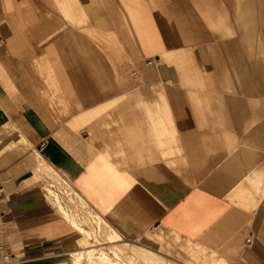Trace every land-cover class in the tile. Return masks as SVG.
Instances as JSON below:
<instances>
[{
  "label": "crops",
  "instance_id": "obj_1",
  "mask_svg": "<svg viewBox=\"0 0 264 264\" xmlns=\"http://www.w3.org/2000/svg\"><path fill=\"white\" fill-rule=\"evenodd\" d=\"M231 8L0 0V230L15 261L74 264L90 249L46 196L42 164L104 223L89 226L93 249L112 251L114 234L164 264H264V40L258 21L254 39L230 37ZM129 45L145 59L135 85L117 64Z\"/></svg>",
  "mask_w": 264,
  "mask_h": 264
},
{
  "label": "bare ground",
  "instance_id": "obj_2",
  "mask_svg": "<svg viewBox=\"0 0 264 264\" xmlns=\"http://www.w3.org/2000/svg\"><path fill=\"white\" fill-rule=\"evenodd\" d=\"M39 171L40 173L43 172L49 177H51L53 173L50 167H46L42 164H40ZM57 182L58 185H61L62 183V181L60 180H58ZM45 194L49 199L55 201L60 214L77 231H79L80 234L84 235L87 238V242L83 243L84 247H87L88 244L91 243H99L95 233L89 228V226L92 222L95 223V230L99 232L101 230V225L103 222L97 219V217L86 208L84 202L78 197L75 192L71 191V193H68L67 202L60 195L59 190H56V187L54 185L47 187ZM67 203L77 205L78 209L75 208V210H78L79 212H71ZM80 212H82L85 217H83L84 215L82 216ZM110 240L113 242L112 251H106L102 249L96 250L93 248H85V250L82 251L76 250L73 255L74 264H122L123 262H125L126 264H164L162 260H159L154 255H148L142 250H130L127 245L118 244L120 239L114 234L112 235V237H110Z\"/></svg>",
  "mask_w": 264,
  "mask_h": 264
},
{
  "label": "rangeland",
  "instance_id": "obj_3",
  "mask_svg": "<svg viewBox=\"0 0 264 264\" xmlns=\"http://www.w3.org/2000/svg\"><path fill=\"white\" fill-rule=\"evenodd\" d=\"M241 1H243V0H241ZM245 1L248 3L247 6H249V7H247V9L241 15V13L239 11L243 10L244 7H242V6L238 7L239 5L237 6V5L234 4L235 0H232V8L231 9L234 10V12L230 13V19H229L230 20V27H231L230 28V37H235L237 39H240L241 40L240 42H244V36L247 38V40L249 39V37L254 39L256 37V35H255V32H254L253 29H254V26H255V21H258L259 22V28H258L259 29L258 30L259 34L258 35H259V37L261 39L264 40V0H245ZM258 1H259V5H260L259 7L260 8L258 10V14L256 16L257 20H256L255 19V13L253 11L256 8L255 4H257ZM250 9H251L252 12H250ZM241 17H243V19H241ZM211 31H212V33H214V35H217V36H218V34L221 33L220 30H211ZM127 48H128V51L127 52L125 51L123 53V56L121 57V59H119L120 61L118 60L119 62H117V64H118L120 70H124L125 71V73H124L125 75H127L126 71H129L128 72L129 73L128 74L129 77H123V79L125 81H130L132 85L139 84L138 81H137L138 79L135 78V77H141V76L146 75V73H144V72L142 73L141 72V70H145L146 69L145 68L146 67L145 66V59L140 55L138 48L135 49L133 45H129V47H127ZM249 52H250V48L247 47L246 60H249V58L251 57V55H249L250 54ZM241 55H242V52H241ZM239 58H240L239 56L232 55V57L230 59V63L232 62L231 64H233V63L236 64V62L239 60ZM241 58H244L243 55H242ZM251 69L253 70V67H251ZM235 72L236 73L238 72L237 69H236ZM252 73H253V71H252ZM236 78L238 79V77H236ZM49 88L51 89V87H49ZM228 100H230L229 97L227 98L226 101H228ZM76 112L77 111H70L71 115H73ZM227 120L228 119L226 117L220 116L219 120H218V123L221 126H224V125H226V123H228ZM44 177H46V181H45L46 186L49 187L51 185H54L56 187V190H59L60 195L67 202L68 193L69 192L71 193V191H74V190H72L70 187H68V185L66 183H63V182L61 183V185H58L57 181L59 180L58 177H60L58 174L54 175L53 177H47V176H44ZM67 205L69 207L75 206V204H71V203H67ZM179 240H182V238L178 239V241ZM184 241L191 243L190 246L194 247V249H195V247H197V245L194 242L190 241V240L184 239ZM88 247L92 248L93 246L88 245ZM151 247L152 248H158L159 247V243H154L153 242ZM161 251L166 254V252L163 249H161ZM167 254H168V256H170L172 258H178V256H176L175 254H172V253H167ZM162 256L166 257L168 260H172L173 261V259H170L166 255L162 254ZM218 257L221 258V256H218L216 254V259ZM180 260L187 264V261L183 260L182 258ZM189 262H191V261H189ZM176 263L183 264V263H181L179 261H177Z\"/></svg>",
  "mask_w": 264,
  "mask_h": 264
},
{
  "label": "built area",
  "instance_id": "obj_4",
  "mask_svg": "<svg viewBox=\"0 0 264 264\" xmlns=\"http://www.w3.org/2000/svg\"><path fill=\"white\" fill-rule=\"evenodd\" d=\"M0 45H1V42H0ZM146 64L148 66H152L154 64V60L148 59L146 61ZM250 242H251V239H247V243L249 244ZM0 264H20L19 262L15 261L14 256L11 253H9L1 230H0Z\"/></svg>",
  "mask_w": 264,
  "mask_h": 264
}]
</instances>
